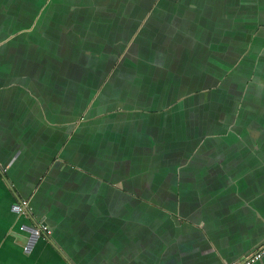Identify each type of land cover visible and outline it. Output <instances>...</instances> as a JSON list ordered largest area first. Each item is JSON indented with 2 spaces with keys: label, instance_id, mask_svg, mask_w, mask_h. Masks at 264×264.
<instances>
[{
  "label": "crops",
  "instance_id": "0c3cea01",
  "mask_svg": "<svg viewBox=\"0 0 264 264\" xmlns=\"http://www.w3.org/2000/svg\"><path fill=\"white\" fill-rule=\"evenodd\" d=\"M38 2L0 0V264L262 247L264 0Z\"/></svg>",
  "mask_w": 264,
  "mask_h": 264
},
{
  "label": "built area",
  "instance_id": "2783aa9c",
  "mask_svg": "<svg viewBox=\"0 0 264 264\" xmlns=\"http://www.w3.org/2000/svg\"><path fill=\"white\" fill-rule=\"evenodd\" d=\"M16 211L18 214L21 216H28L31 213V208H30V202L29 201H23L19 206H17ZM42 227V232L45 233V235H51V231L47 226H41ZM38 234H40L38 232ZM264 258V245L260 247L257 251L253 252L252 254L244 257L243 259L234 262L232 264H256L260 260Z\"/></svg>",
  "mask_w": 264,
  "mask_h": 264
},
{
  "label": "rangeland",
  "instance_id": "374dc122",
  "mask_svg": "<svg viewBox=\"0 0 264 264\" xmlns=\"http://www.w3.org/2000/svg\"><path fill=\"white\" fill-rule=\"evenodd\" d=\"M70 1H73V0H70ZM56 3H58V0H48V3H47V6L45 7L41 2H38L37 4L42 6L41 8V11L43 12L44 15H47L46 12H50L52 7L55 5L56 6ZM26 5H29V3H25ZM54 6V7H55ZM44 7V8H43ZM134 12V10H132ZM26 12L30 15L32 14L33 10H32V7L29 8V9H26ZM41 13V12H40ZM27 15V14H26ZM39 15H42V14H39ZM140 43V38H138V40L136 41L135 45H133V48L129 51V49L127 48L125 51H123L122 53V60L125 58V60L123 61H119V64H120V68L122 67V65L125 63L128 64V63H136L134 58H136V54H137V51L139 50H136V45H138ZM135 52V53H133ZM117 53H119V50H117ZM133 53V54H132ZM135 55V56H134ZM109 60L111 61L112 60V57L109 56ZM105 61H107V59H105ZM119 71V70H118Z\"/></svg>",
  "mask_w": 264,
  "mask_h": 264
},
{
  "label": "water",
  "instance_id": "95a60500",
  "mask_svg": "<svg viewBox=\"0 0 264 264\" xmlns=\"http://www.w3.org/2000/svg\"><path fill=\"white\" fill-rule=\"evenodd\" d=\"M6 181H7V179H6ZM7 183H8V185H10V182H9V181H7ZM10 187H11V185H10ZM37 235H38V234H37ZM37 235H35V238H36ZM254 252H255V251H254ZM252 253H253V252H252ZM252 253H250V254H252ZM250 254H249V255H250ZM232 263H233V262H232Z\"/></svg>",
  "mask_w": 264,
  "mask_h": 264
},
{
  "label": "flooded vegetation",
  "instance_id": "af4514ba",
  "mask_svg": "<svg viewBox=\"0 0 264 264\" xmlns=\"http://www.w3.org/2000/svg\"><path fill=\"white\" fill-rule=\"evenodd\" d=\"M134 45H135V44H134ZM132 48H133V46H132ZM132 48H131V49H132ZM131 49H129V51H130ZM138 49H139V46L136 45V50H138ZM134 53H135V52H134ZM123 60H124V59H123ZM123 60H122V61H123Z\"/></svg>",
  "mask_w": 264,
  "mask_h": 264
}]
</instances>
